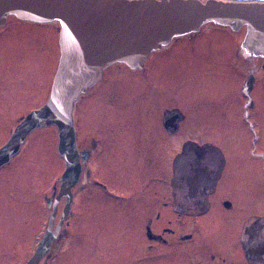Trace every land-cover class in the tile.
<instances>
[{
	"label": "flooded vegetation",
	"instance_id": "flooded-vegetation-1",
	"mask_svg": "<svg viewBox=\"0 0 264 264\" xmlns=\"http://www.w3.org/2000/svg\"><path fill=\"white\" fill-rule=\"evenodd\" d=\"M28 25L32 27L28 29L32 32L27 33V28L23 29L24 32L14 38L13 47L0 48V111H21L15 118H20L19 122L29 112L38 110L46 103L52 84L49 68L51 64L47 58H39L37 53L39 41L49 43L39 38V28L53 25ZM11 27L7 21L0 26V40L13 31ZM56 31L58 33V28ZM197 34L185 37L191 38ZM28 35L36 44L35 50H24V41ZM246 57L256 60L264 68V57ZM151 59L153 58H147L142 68H127L133 75L153 84L160 77L146 66ZM44 67L48 68L47 71H44ZM108 68L103 71L101 79L74 105L73 128L80 173L77 183L70 190L68 209L66 198L60 196L59 175L53 177L49 188L39 192V213L46 214L47 218L44 224L42 216L39 221L38 216H35L36 221L31 225V229L36 224V228L41 230L38 231L34 249L47 230L53 239L38 264H48L52 255L62 250L63 240L66 238L64 236L74 235V220L71 218L76 215L73 208L75 197L81 192L89 191L103 194L105 201L108 198L121 202H127L126 198L131 200L135 216L130 217L133 221L144 223L142 230L137 232V239L148 243L146 249L153 261L156 259V250L163 247L164 259H170L172 255L175 258L180 252L181 264H189L187 261L190 258L194 260L193 264H264V179L252 182L249 172L253 170L256 173L255 170L260 168L264 173V165L259 167L255 163L257 168L252 169L250 164L254 153L258 155L253 160L264 164V137L258 136L256 126L249 121L255 107L251 97L254 79L249 80L241 90L246 101L242 108L241 123L244 125L237 127L241 132V144V140L238 142L236 139L237 130L232 118L235 106L228 102H218L220 100H209L222 98L229 88V84L220 88L221 79L217 75L208 77L209 80L218 78L219 86L217 85L215 95H209L207 91L212 90L206 89L209 102H202L199 110H196V139H190L185 134L187 121L191 120L186 100L194 98L181 95L179 102L172 107L170 102L175 101V98L172 99L175 88L170 89L166 85V82L171 83L174 79L181 78V75L186 76L185 73L177 77L172 76L171 72L169 78L162 77L163 87L158 90L150 86L147 91L145 84L143 87L133 88V91L132 88L118 87L112 93L108 108L101 113L100 128L96 130L98 117H95L96 112L87 103L97 93H102L103 87L99 88L97 84L105 78ZM23 93L28 94L22 98ZM129 95L131 103L127 102ZM204 109L208 114H205ZM7 112L3 114L1 123L11 127L15 124V114ZM213 132L215 135H210ZM244 140H250L249 151ZM21 148L6 165L0 167V171L14 163ZM257 149L262 151L255 152ZM252 151L253 154L250 153ZM57 158L60 159L58 153ZM101 165L109 167L115 178V170L123 176L127 171L132 172L127 174L134 180L132 192L127 196L123 195L122 188L116 186L108 176H99ZM196 257H199V262H195ZM167 264H176V260L174 263L168 261Z\"/></svg>",
	"mask_w": 264,
	"mask_h": 264
},
{
	"label": "rangeland",
	"instance_id": "rangeland-1",
	"mask_svg": "<svg viewBox=\"0 0 264 264\" xmlns=\"http://www.w3.org/2000/svg\"><path fill=\"white\" fill-rule=\"evenodd\" d=\"M7 22L12 26L13 31L1 38V49L13 47L15 44L12 46V42L16 35L23 33V29L30 30L32 28L28 25L29 23L21 22L15 18ZM56 28H58L56 25L39 28L41 29L39 38H43L49 43H40L41 41H39L37 56L47 58L51 64L49 67L51 69L50 82L54 78L59 60V53H57V49L59 50V29L57 33ZM29 30L27 33L32 32ZM242 36L243 31L235 33L229 28L209 25L201 29L194 37H181L173 40L168 47L156 53L151 57L153 59L146 64L155 75L160 77L153 84L147 79L133 75L134 73L125 75L124 66L119 65L99 86V88L103 87L102 93H97L96 97L87 103L91 106L92 111L96 112L95 117H98V125L95 129L99 130L101 113L108 108V103L113 96L112 93H115L118 87L132 88L133 91V88L143 87L145 84L144 88L147 91L150 86L158 90L159 87H163L162 81L164 79L162 77L169 78V74L172 72V76L178 77L181 73H185L186 76L182 77L181 75V78H176L171 83L166 82L170 89L175 88L173 91L175 95L173 93L172 98H175V101L171 100V106L175 107L181 95L182 97L187 95L191 99L194 98L193 100H186V104L189 103L188 113L191 118L187 121V131H185L188 138L196 139V110H199L202 102H209V100L211 102L220 100L218 102H228L230 105H234L232 118L235 130L239 128V125H244L241 120L243 119L242 108L246 101L242 97L241 90L252 78L254 79V87L251 91V97L255 107L249 121L254 123L258 136L263 138L264 68L256 60L248 59L249 57L247 58L240 51ZM35 49L36 44L28 35L24 41V50ZM47 69L44 67V71ZM210 76L221 79L222 86L220 84V88L229 84L227 93L222 98L207 99L210 94L215 95L218 85V78L209 80L208 77ZM206 89L212 90L207 91L209 95L206 94ZM123 91L126 92L125 89ZM134 92L136 93V90ZM27 94L23 93L21 97L24 98L23 96H27ZM221 95L222 92L220 91L219 96L221 97ZM131 96L129 95L127 98L128 103H131ZM204 111L205 114H208L206 109ZM6 112L0 111V145L9 140L12 131L20 123V118L16 120L15 118L21 111L9 110L7 113L15 114V124L19 123L15 127H13L15 124L11 127L2 124L1 120L4 119L3 114ZM255 113L257 115H254ZM248 132L250 133L249 127ZM210 135H215V133ZM239 135L241 132L237 130L236 139L238 142L241 140ZM249 141H245L248 151L251 147ZM240 142L243 144L242 140ZM255 147L259 148V146ZM261 151L257 149L255 152ZM253 152L250 153L253 154ZM257 155L254 153V157L250 159L252 169L257 168L255 163L259 167L264 165L253 160ZM246 158L249 156L246 155ZM56 169L58 170L56 171ZM63 171L64 163L61 158H57V131L55 128L33 131L26 137V142L14 163L0 171V264H24L31 258L34 245L38 241V231H41L39 227L36 228V224L33 225L32 229L31 225L36 221L34 220L35 216H38V221L42 216L44 224H46L47 218L46 214L40 215L39 213V192L41 189L49 188L53 177L61 176ZM255 171L256 173L249 170L252 182L263 180L264 173L260 171V168ZM128 173L132 172L127 171ZM127 174L123 176L122 173L115 170V178L109 167L101 165V173L98 175L108 176L110 180L116 183V186L122 188L121 194L127 196L132 192V182L134 183L131 175ZM83 181L84 179H82ZM126 199L127 202L110 198L105 201L103 194L90 191L76 195L73 207L76 215L71 218L74 220V226H72L74 235L64 236L66 238L63 240L62 250L54 253L48 264H167L168 261L174 263V260H176V264H181L180 252L176 254L175 258L172 255L170 259H164L163 247L156 250V259L153 261L152 256L148 253L149 250L146 249L148 243L145 240L137 239L136 236L137 232L142 230L144 223L133 221L130 217L135 216L131 206L133 203L130 199ZM161 202L158 203V209ZM168 202L171 203L170 200ZM134 211L136 212V210ZM207 237L210 238V236ZM138 242L139 246L137 247ZM190 248L192 247L190 246ZM196 258L195 262H199V257ZM193 261L190 258L187 262L193 264Z\"/></svg>",
	"mask_w": 264,
	"mask_h": 264
},
{
	"label": "water",
	"instance_id": "water-1",
	"mask_svg": "<svg viewBox=\"0 0 264 264\" xmlns=\"http://www.w3.org/2000/svg\"><path fill=\"white\" fill-rule=\"evenodd\" d=\"M12 17L57 24L59 60L47 102L23 117L0 147V167L33 130L55 127L57 152L64 163L60 196L66 198L67 209L70 190L80 173L74 104L101 78L104 69L114 64L98 86L119 66L116 63L132 70L142 68L153 52L207 24L235 33L243 29L239 49L264 57V0H0V26ZM125 66V75L131 74ZM52 239L47 230L27 264H38Z\"/></svg>",
	"mask_w": 264,
	"mask_h": 264
}]
</instances>
